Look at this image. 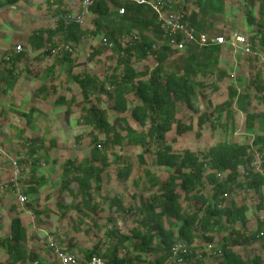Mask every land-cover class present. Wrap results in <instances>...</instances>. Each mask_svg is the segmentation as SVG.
<instances>
[{
    "label": "trees",
    "instance_id": "obj_1",
    "mask_svg": "<svg viewBox=\"0 0 264 264\" xmlns=\"http://www.w3.org/2000/svg\"><path fill=\"white\" fill-rule=\"evenodd\" d=\"M19 1L6 0L8 4ZM173 1V9L184 15V24L193 28L196 35L227 34L229 37L233 32L226 27H218L214 22H208L207 11L203 10L204 0ZM256 2L260 3V21L256 20L257 15L252 10ZM244 4L249 31L238 32L253 41L257 53L252 57L257 59L258 51L264 45V0H244ZM123 6L129 13L131 23L127 32L121 33L110 29L108 21L112 18L111 13ZM62 13L69 14L67 10L60 11ZM88 15L90 23L87 25L75 20L67 22L58 15L53 29L33 31L26 43L40 51L37 60L49 56L57 51V47H61L65 52L58 58L65 68L75 63L71 52L79 46L82 39L102 35L101 46L96 49L94 56L112 49L111 52L118 55L116 64L112 69L107 68L104 77L96 72L72 76L80 89V102L76 96L68 97L62 90L55 89L62 71L54 72L56 66L53 65L46 70L44 77L37 80L41 84L32 88L29 99L34 101L35 97L48 98L52 92H59L54 106H66L63 114L66 120L73 110L72 102H76L80 105L83 122L93 132L99 131L104 136L101 140L99 135L93 133L90 152L83 163L74 166L75 159H68L65 163L66 171L76 170L71 179L77 182L86 197L82 200L84 206L98 208L90 191L92 188L99 190L102 186V175L110 163L108 152L115 154L113 149L116 146L121 149L123 144H129L128 136L136 133L129 118L142 128L148 125L149 129L138 143L145 152H149L152 165L161 168L166 175L163 178L156 176L146 168L144 155L139 156L143 167L147 169L144 186L148 187L146 184L149 183L153 193L149 197L141 195L138 207L133 203L125 207L117 199L111 203L118 212L138 216L135 225L129 233L122 235L117 229L109 230L107 233L112 244L106 247L96 244L82 257L97 254L111 264H139L141 261L166 264L174 244L183 242L189 253L185 262L171 264H264V257L260 253L249 257L239 250L264 240V216L259 218L260 213L264 214V69L256 71L248 80L244 76H235L241 86L230 84L228 99L215 104L211 90L218 91L219 86L227 82L225 80L233 78L229 68L232 62L229 59V46H201L193 42L179 51L170 43L172 39L180 42L183 39L181 35L166 34L161 21L149 8L125 0H94ZM211 29L218 30L219 33H212ZM131 33H136L137 38L129 36ZM123 35L127 36L125 42L120 41ZM103 38H107L111 47L103 43ZM28 45L19 53L15 51L14 45L13 52H6L2 56L3 63L8 64L9 68L3 70L1 79L6 85L0 83V95L10 104L16 98L21 102L27 100L26 94H22L21 90L12 93L9 89L16 83V66L24 59ZM176 51L184 54L175 61L176 69L168 71L167 61L171 52ZM133 58L152 59L155 63L139 69L133 64ZM33 78L30 75L28 82L36 81L37 77ZM49 83L54 89L49 90ZM200 97L201 105L198 102ZM104 100L108 102L106 107L102 105ZM6 109L0 107V115ZM110 111L116 115L114 122L111 121ZM187 112H200L198 127L205 128L211 135L217 133V141L202 149L177 146L180 136L193 128L191 124L180 121L179 115ZM35 113L38 111L33 106L20 115L30 125L35 118L40 117L39 114L36 117ZM240 113L244 117L241 134L245 137L242 140L236 137L238 127L235 114ZM222 118L224 121L219 123ZM246 138H250L251 143L246 142ZM51 144L55 145L56 140L53 139ZM25 146L32 155H37L42 142L32 138ZM99 146L103 149H99ZM256 150L263 154L260 169L254 165ZM130 172V167L126 166L120 169L119 175L128 177ZM71 179L68 176L63 179L64 190ZM237 190L244 193L241 200H230L238 193ZM183 200L188 202L187 208ZM253 220L257 224L256 229L251 232L249 226ZM217 236H220L219 241ZM29 240L28 229L22 217L13 216L8 234L0 235V251L8 255L4 264H30L34 261L38 254L37 251L30 253L27 250ZM126 244L129 251L121 256L120 249ZM208 244H213L211 251ZM146 255L155 257L148 262Z\"/></svg>",
    "mask_w": 264,
    "mask_h": 264
},
{
    "label": "rangeland",
    "instance_id": "obj_2",
    "mask_svg": "<svg viewBox=\"0 0 264 264\" xmlns=\"http://www.w3.org/2000/svg\"><path fill=\"white\" fill-rule=\"evenodd\" d=\"M186 1L195 2L196 0ZM203 3V10L207 11L206 18L209 23L214 22L218 27H226L233 31H249L244 15V8L246 7L244 0H204ZM81 9V0H20L16 4H8L6 0H0V83L6 85L1 77L3 70L9 68L8 64L5 65L2 61L4 53L13 52L14 45L22 44L23 47L28 45L27 39L35 30L53 29L56 26L60 11L67 10L69 14L77 15ZM252 10L257 15L256 20L260 21V3L256 2ZM111 15L112 18L108 21L110 29L121 33L127 32L131 23L129 13L120 14L118 11H114ZM89 21L90 18L87 15L83 24L87 25L90 23ZM211 31L215 34L219 33L215 29H211ZM101 37L102 35L96 38L87 36L82 39L79 46L71 52L75 63L71 66L67 65L65 68L58 58L65 52L61 47H57V51L49 56L37 60L40 51L28 45L24 59L16 66L14 73L16 83L13 88L9 89L12 93L18 89L21 90L22 94H26L27 100L21 102L19 98L18 100L16 98L10 104L4 96L0 95V107L7 108L3 110V115H0V235L6 236L9 232L10 219L20 215L30 236L26 248L30 253L37 251L38 254L37 258L30 264H36V262H38L37 264H59L50 238L54 247H62L78 257H82L87 251L92 250L96 244H100L102 247L111 245L112 240L108 237L107 232L111 229H117L120 235L127 234L138 218V216L130 215L129 212L116 211L115 207L111 206L112 201L117 199L125 207L131 203L138 207L141 195L149 197L153 193L149 183L146 184L148 187L144 186L147 169L162 178L166 175V172L161 168L158 169L152 165L149 152H145L142 145L138 143V140L149 129L148 125L146 128H142L128 117L129 123L136 130V133L128 136L129 144H123L121 149L116 146L113 149L115 154L108 152L110 163L102 175V186L99 190L92 188L90 191L98 208L93 209L84 206L82 200L86 197L81 192L77 182L71 179L76 170L69 169L66 171L65 163L68 159L76 160L74 166L83 163L90 152L93 133L99 135L101 140L104 139V136L100 135L99 131L94 130L93 132L92 128L83 122V114L79 111L80 105L76 102H72L73 110L66 120L63 117L66 106H54V100L59 92H52L48 98L35 97L34 101L29 99L32 88L41 84V82L37 83V80L44 77L46 70L55 65L54 72L56 70L62 71L57 78L59 81H57L55 89L62 90L61 92L68 97L76 96L80 102L82 99L79 95L80 89L72 76L83 72H96L104 77L108 71L107 68L112 69L118 59V55L111 52L112 49H106L104 53L94 56L96 49L101 46ZM226 46L230 47L227 49L230 50L229 59L232 62L229 68L233 78L225 80L227 82L222 83L218 91L211 90L215 104L228 99V86L230 84L241 86V82L235 76H244L248 80V77L256 71L264 69V45H261L257 59L252 57L253 55L249 57L243 55L240 49L232 45ZM171 54L167 61L169 64L166 65L168 71L176 69L174 67L175 61L184 53L176 51L171 52ZM132 62L139 69H144L155 63L152 59L140 60L136 58H133ZM30 75L34 78L37 77L36 81L29 83ZM213 78L214 76L211 79ZM49 85L51 84L49 83ZM50 87L49 90L54 89V86L51 85ZM198 102L201 105V97ZM102 105L106 107L108 102L104 100ZM33 106L38 111L35 113L36 117L38 114L40 117L35 118L30 125H27L20 113L28 111ZM112 112L110 111V116L111 121L114 122L116 115ZM199 114L200 112H187L179 115L180 121L187 125L191 124L193 128L180 136L177 146L202 149L217 141L219 138L217 133L211 135L205 128L198 127ZM235 120L238 127L236 137L242 140L245 137L241 134L244 117L241 113L235 114ZM222 121L224 118L220 119L219 123ZM122 133L126 134L125 131ZM32 138H37L42 142L37 155H32L25 146L30 143ZM250 138H246V142L251 143ZM53 139L56 140L55 145L51 144ZM99 149L103 148L99 146ZM141 155H144L147 169L143 167L140 161L139 156ZM126 166L130 167L131 172L128 177H122L119 175V171ZM66 176L71 181L67 189L64 190L62 181ZM19 192H23L28 197L27 202H20ZM236 192L238 193L233 195L230 200H241L244 193L239 190ZM183 203L187 208L188 202L183 200ZM263 216L264 214L260 213L259 218ZM253 221L249 226L251 232L256 229L257 224ZM219 238L220 236H217V241ZM239 250L244 255L248 254L249 257H253L255 253H260L264 257V240L244 246ZM128 251L129 246L126 244L120 249L119 254L124 256ZM7 256L6 252L0 251V264L6 263ZM145 257L149 262L155 256L146 255ZM211 260L214 261L213 258Z\"/></svg>",
    "mask_w": 264,
    "mask_h": 264
},
{
    "label": "built area",
    "instance_id": "obj_3",
    "mask_svg": "<svg viewBox=\"0 0 264 264\" xmlns=\"http://www.w3.org/2000/svg\"><path fill=\"white\" fill-rule=\"evenodd\" d=\"M128 3L142 5L149 8L157 19L161 21V27L163 31L168 35H181L183 39L180 42L171 40V45L177 47L179 51H183L186 48L188 43H197L201 46H211V45H232L237 49H240L241 53L246 56L255 55L256 49L255 44L251 39H249L245 34L233 31L229 34V37L226 35H214L210 36L206 33L196 35L193 28L185 25L183 22L184 15L179 11L173 9L174 1L173 0H125ZM94 0H82V9L77 15L70 14H59L60 17L64 18L67 22L75 20L80 24H83L85 18L88 15L89 8L93 5ZM120 14H124L125 7H120L118 9ZM129 36L137 38L136 33H131ZM127 36L123 35L120 37V41L125 42ZM103 43L106 46L111 47L107 38H103ZM68 47V46H67ZM155 47V46H154ZM23 50L22 44L16 46L15 51L17 53ZM255 162L254 165L257 169L261 168L262 165V156L258 150L254 152ZM18 197L21 203L28 201V197L23 194V192L18 193ZM51 246L53 247L56 256L58 257L59 264H111L105 258L100 255L94 254L88 258L78 257L72 252L62 248L54 247V243L50 238ZM208 249L211 251L213 249V244L207 245ZM187 245L183 242H177L172 248V254L169 261L166 264L171 263H183L186 260L188 253ZM36 262V261H35ZM38 262H36L37 264ZM139 264H148V263H139Z\"/></svg>",
    "mask_w": 264,
    "mask_h": 264
}]
</instances>
